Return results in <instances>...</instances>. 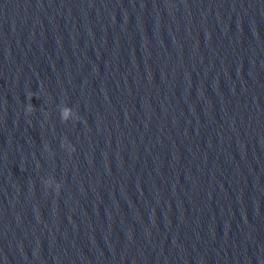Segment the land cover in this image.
Returning a JSON list of instances; mask_svg holds the SVG:
<instances>
[{"label":"water","instance_id":"95a60500","mask_svg":"<svg viewBox=\"0 0 264 264\" xmlns=\"http://www.w3.org/2000/svg\"><path fill=\"white\" fill-rule=\"evenodd\" d=\"M0 264H264V0H0Z\"/></svg>","mask_w":264,"mask_h":264}]
</instances>
